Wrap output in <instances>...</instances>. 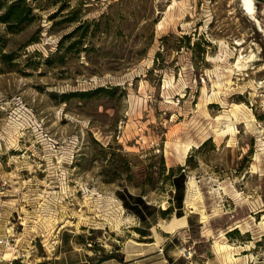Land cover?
Masks as SVG:
<instances>
[{
  "label": "rangeland",
  "instance_id": "obj_1",
  "mask_svg": "<svg viewBox=\"0 0 264 264\" xmlns=\"http://www.w3.org/2000/svg\"><path fill=\"white\" fill-rule=\"evenodd\" d=\"M240 1L26 0L0 21V264L135 243L264 264V0Z\"/></svg>",
  "mask_w": 264,
  "mask_h": 264
},
{
  "label": "trees",
  "instance_id": "obj_2",
  "mask_svg": "<svg viewBox=\"0 0 264 264\" xmlns=\"http://www.w3.org/2000/svg\"><path fill=\"white\" fill-rule=\"evenodd\" d=\"M0 8H3L2 13L0 14V21L3 23H6L7 28L10 31H13L14 28L18 27V25L24 23L26 21V14L31 13V7L30 5L27 4L26 0H10L9 2H5L3 6H0ZM77 28H80V26H77ZM5 57H8L6 55ZM10 59V58H9ZM91 93V92H89ZM182 166H179L178 170H181ZM174 169L172 167L169 168V175L173 176ZM181 176V173L179 172L175 178H178ZM173 186L175 189H177L178 186H176L174 180H172ZM133 198L131 194H128V197ZM139 197V196H138ZM122 200H124L122 198ZM141 205H143L145 208L148 207V204L141 198L139 197ZM125 202V201H124ZM135 205L138 204V202H134ZM169 208H166L165 210H162L161 213H166ZM142 235H144V230L140 231ZM110 257L104 258L109 259ZM102 260V261H103Z\"/></svg>",
  "mask_w": 264,
  "mask_h": 264
},
{
  "label": "crops",
  "instance_id": "obj_3",
  "mask_svg": "<svg viewBox=\"0 0 264 264\" xmlns=\"http://www.w3.org/2000/svg\"><path fill=\"white\" fill-rule=\"evenodd\" d=\"M145 243H135L126 246L123 252L122 260L114 258L105 259L96 264H156L160 260L158 252L160 248L152 247V245H142ZM164 260V259H163ZM161 261V260H160ZM81 264H91L87 260H81Z\"/></svg>",
  "mask_w": 264,
  "mask_h": 264
},
{
  "label": "bare ground",
  "instance_id": "obj_4",
  "mask_svg": "<svg viewBox=\"0 0 264 264\" xmlns=\"http://www.w3.org/2000/svg\"><path fill=\"white\" fill-rule=\"evenodd\" d=\"M254 0H241L242 8L245 10L246 13L253 16L255 10H254ZM254 18V17H253ZM236 66L238 67V62L236 63ZM164 208V207H163ZM8 256V254H5V257Z\"/></svg>",
  "mask_w": 264,
  "mask_h": 264
},
{
  "label": "built area",
  "instance_id": "obj_5",
  "mask_svg": "<svg viewBox=\"0 0 264 264\" xmlns=\"http://www.w3.org/2000/svg\"><path fill=\"white\" fill-rule=\"evenodd\" d=\"M0 243H2V240H0Z\"/></svg>",
  "mask_w": 264,
  "mask_h": 264
}]
</instances>
